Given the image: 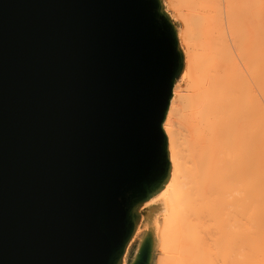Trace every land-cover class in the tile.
I'll use <instances>...</instances> for the list:
<instances>
[{
	"label": "water",
	"instance_id": "95a60500",
	"mask_svg": "<svg viewBox=\"0 0 264 264\" xmlns=\"http://www.w3.org/2000/svg\"><path fill=\"white\" fill-rule=\"evenodd\" d=\"M182 69L160 0H0V264H122Z\"/></svg>",
	"mask_w": 264,
	"mask_h": 264
},
{
	"label": "bare ground",
	"instance_id": "6f19581e",
	"mask_svg": "<svg viewBox=\"0 0 264 264\" xmlns=\"http://www.w3.org/2000/svg\"><path fill=\"white\" fill-rule=\"evenodd\" d=\"M160 3L183 69L163 122L169 172L140 207L158 264H264V0Z\"/></svg>",
	"mask_w": 264,
	"mask_h": 264
},
{
	"label": "rangeland",
	"instance_id": "374dc122",
	"mask_svg": "<svg viewBox=\"0 0 264 264\" xmlns=\"http://www.w3.org/2000/svg\"><path fill=\"white\" fill-rule=\"evenodd\" d=\"M165 13V11H163ZM166 14V13H165ZM168 16V14H166ZM169 17V16H168ZM141 213V211H140ZM147 215V216H146ZM148 212L147 211H142L141 213V220H140V224L139 226L142 224H146V223H149L150 224V228L148 230H144L142 232V234L140 235V237H138V239L136 240V242L134 243L132 249L130 250L127 258H126V262L127 264H131L132 261L134 260L135 258V255L137 254L138 252V249L141 245V242L143 241V239L146 237L147 234H151L153 236V239H154V247H153V257H152V262L151 264H158V257L160 256V253H159V250H158V244H157V240L155 238V233H154V230H153V227H152V222H153V216H148ZM149 217V218H147ZM152 217V218H151ZM146 219V220H145ZM144 220V221H143ZM146 222V223H145ZM152 228V229H151ZM153 230V231H152ZM156 242V243H155ZM160 258V257H159Z\"/></svg>",
	"mask_w": 264,
	"mask_h": 264
}]
</instances>
